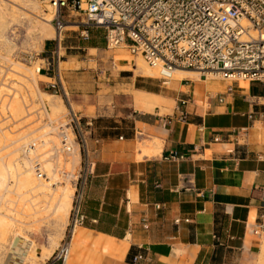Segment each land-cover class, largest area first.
<instances>
[{
    "label": "crops",
    "instance_id": "obj_1",
    "mask_svg": "<svg viewBox=\"0 0 264 264\" xmlns=\"http://www.w3.org/2000/svg\"><path fill=\"white\" fill-rule=\"evenodd\" d=\"M66 41L47 52L66 51L61 96L90 122L84 151L93 172L65 264H264V113L251 102L264 84L235 81L219 101L208 93L222 89L201 76L163 86L124 68L92 81L82 67L95 45ZM137 252L147 257L133 261Z\"/></svg>",
    "mask_w": 264,
    "mask_h": 264
},
{
    "label": "built area",
    "instance_id": "obj_2",
    "mask_svg": "<svg viewBox=\"0 0 264 264\" xmlns=\"http://www.w3.org/2000/svg\"><path fill=\"white\" fill-rule=\"evenodd\" d=\"M53 9L50 21L57 34L56 41L66 29V23L76 24L78 34L88 37L90 27H102L107 47L124 46L131 54L140 55L156 67L159 78L167 83L174 69H191L206 77L213 73L227 82L209 96L222 101L234 90L235 81H259L264 84V0H48ZM81 13L82 18L70 19ZM69 16L70 18H68ZM254 32V35L251 33ZM63 53L58 47L42 57L38 68L55 73L47 87L55 93H65L59 77V61ZM188 98L181 97L180 103ZM257 106L254 112L264 113V95H252ZM65 118L57 122L62 146L69 148L73 132L82 150L75 177L68 220L59 244L40 264H65L75 228L82 224L85 186L93 172L86 157V126L90 122L67 101ZM175 113L166 118L170 121ZM177 117L185 120L187 112L178 110ZM264 125V116L261 118ZM244 128V127H240ZM38 175L43 172L36 163ZM179 217L174 221L178 222ZM188 220V217L184 218ZM145 226L146 224L143 223ZM143 252L132 256L133 261L146 258Z\"/></svg>",
    "mask_w": 264,
    "mask_h": 264
},
{
    "label": "rangeland",
    "instance_id": "obj_3",
    "mask_svg": "<svg viewBox=\"0 0 264 264\" xmlns=\"http://www.w3.org/2000/svg\"><path fill=\"white\" fill-rule=\"evenodd\" d=\"M0 5L6 8L5 19H4L6 22L5 28L3 26H0V35L5 36V37L0 36V39H2L0 40V81L2 80L4 81L5 89L3 93L7 97V96L12 95L10 93L14 92L16 95V92L17 94H19L18 92H20L22 95V98H25V99L27 98V100L24 102V103L27 102L26 106L28 107L32 104V107L34 108V110H32L33 109L32 107L31 109H27L28 111L26 110L23 114H20V116L16 119V117L14 116L12 117L10 115L11 114L10 111H8L6 108L2 109L0 106L1 108L0 109V118H1L0 125H3L2 122H5V124L2 126L3 129L10 131L9 135L5 136L2 133L3 131L0 127V132L2 131L0 135L2 137H5V138H2L3 140H1L2 144L0 143V162L2 159L7 160L9 157L11 158V160L15 162L19 159L18 157L23 156V152H22L23 150L19 152L16 150L18 152L17 153L13 147L14 143L10 141H13L14 138L16 139L15 136H19L20 135L19 133L22 131V129L29 130L27 128H31L30 134H28V136L32 134L33 140L31 138V140L29 141V144H27V146L25 145V147L26 148L30 147L33 149V146H30V145H32L33 143L34 144L40 143L38 142L39 141L38 139L40 138H37L38 135L40 134V129L50 119L47 114L50 115L51 112H54L57 116L60 117V118L58 117L59 119L61 120L64 119L66 112H67V108H66L67 103L66 104L64 103V100L62 99V96L59 93H55L53 89L47 87L44 84L43 82L44 80L48 81L51 79L46 76H40L38 71L36 70L41 64L44 63V60L42 59V57L48 53L47 49L50 46H52V43L54 41L57 40L55 39V37H57V34L54 31V27L51 21H49V25L45 26L44 28V31L47 34H44L41 36V33L37 30L38 29L37 18H36L37 16L39 18H42V17L46 18L50 16V19L52 17L53 9H52V6L50 7L49 1L48 0H0ZM67 17L70 18L69 16ZM82 17L83 15L79 13L75 17L72 16L70 19L75 18L79 20ZM80 27L81 26L77 27L73 25V23H68L65 26L66 29L61 34L60 41H61V44L63 45L65 42L68 43V41L66 40L70 38H77L81 44L82 43L83 44L93 43L95 45V47L86 49V66L82 67V68H86V74L90 75V78L92 81L93 80H97L100 82L104 81L106 77L112 76L113 72H116V73L120 72V74H123V71L121 70L124 68H128L130 70L129 73L134 72L132 69L127 67L133 61L134 55L131 54L127 49H126L127 51L121 49L124 46H117L114 48L107 47L105 38H104V29L102 27H90L88 30L87 38H83L78 34V29H80ZM7 42L10 44H7ZM60 53H63L64 55H66V51H64L63 48L60 49ZM120 53H123V55L126 57L130 56V58H117L116 56H118ZM64 66H65V63L60 60L59 69L63 70ZM148 67L149 69L151 68L149 65ZM14 68H19V70H16ZM16 72H18L19 74ZM22 72L25 73L27 77L24 76ZM133 74H138V73H133ZM207 74H206V78L209 83V88L211 89L216 88L215 90L223 89L224 86L220 84V80H219L223 78L216 75L219 79L215 80V79H212V75H209L210 73H207ZM19 75L23 76L24 78L23 80L25 79L27 80L24 82L22 81L23 84H25L26 82H28V84L34 83V93L36 92V94L33 96L34 98L32 99L30 98L32 96L28 94L29 92L28 88L25 86L27 85V83L23 86L22 82L20 81ZM158 75H159V72H158ZM158 75L156 74V75H151V76L154 78L156 82L162 84L163 86H167L170 84V82L162 83ZM196 77L200 78V72L198 73L196 72L194 75L191 76V78H196ZM201 77L204 78L203 75ZM18 81H20L21 83ZM6 88H7V91H5ZM45 100L47 102H45ZM62 106H64L63 107L64 109L62 108ZM47 107L49 111L46 110ZM73 108L76 110L75 107ZM20 125L21 127H19ZM13 126L14 128L12 129ZM9 128L11 129L9 130ZM26 130H24L23 133H25ZM58 131H59V128H58ZM15 132L16 133L18 132L19 135L16 134ZM53 135L56 137V140H58L59 142L60 132H57L54 130ZM73 136H74L73 132H70V136H69L70 140H69L68 149H64L61 147V145H59L62 150L61 151V157H62L61 161L63 162L62 164L64 165V163L67 162V167L65 171L66 176H67L66 181L68 182L67 183L68 187L72 189V195H73V190H74L75 177L78 172L80 160L82 158L81 146H79L76 138L72 139ZM6 137H10V139H7ZM11 137H13V139ZM22 140L23 139H20V141ZM74 142L76 143V149H73ZM48 147L49 145L48 146L46 145V147L37 149L34 155H36V153H40L41 150L48 149ZM3 152L4 154H2ZM38 157L40 156L38 155ZM38 157H35V159H38ZM77 158H78V162H77ZM19 170L16 171L15 175H18ZM12 182L13 180L10 181L9 183L10 189L14 188V184ZM31 192L32 193H28L26 197H28L29 195H32V196H29L28 198L34 197L35 200H39L38 204H42L41 202H46L45 201L46 199L44 200L41 194L35 195L34 191H31ZM6 194H8V197L12 195L15 198L14 199L15 201H14L13 197L12 196L10 197L13 200L14 207L16 208L18 205V208H20V204H18L20 202L18 198L16 197L17 195L13 193L11 195H9L10 193H5L4 196L2 195V198L4 197L2 201L0 199V202L2 203V204L0 203V209L4 210V208H6V206L9 207L10 206L9 204H11L12 202L10 201L9 198L7 199V201L9 200L8 202L4 201L5 198H7ZM27 203L29 204V201H27ZM13 204L11 206H13ZM35 207H37V205H35ZM35 207L30 208V211L28 212H32V213L28 215L33 216L34 213H35L34 216L38 215V211L40 210V208L38 207L35 208ZM28 215H23L24 218H26V220L28 221L26 223H22L23 225L20 231L18 232L19 234L17 233V236L15 237L16 242L13 241L14 244L10 246V253L13 256H16L14 254L13 249L15 250V248L16 249L22 248L27 253V257L29 258L23 259L22 261L19 260L21 264H30V263L40 264L45 259L43 254L45 252H48L49 253L47 255L48 257L51 254V252L56 248V246L59 244L60 239L62 238L64 234V230H65L66 223L68 220V215L66 218V223L64 222L65 223L64 225H59V223L54 221L55 219L52 217L53 215L49 216L48 214L49 217L47 216L45 218L43 217V218H38V219H32L34 217H31V216L29 218ZM3 242L5 243V241L2 240V243H1L2 245H3ZM7 249L9 250V248ZM28 260L30 261L28 262ZM5 262L7 263L8 260H5Z\"/></svg>",
    "mask_w": 264,
    "mask_h": 264
},
{
    "label": "bare ground",
    "instance_id": "obj_4",
    "mask_svg": "<svg viewBox=\"0 0 264 264\" xmlns=\"http://www.w3.org/2000/svg\"><path fill=\"white\" fill-rule=\"evenodd\" d=\"M50 7H51V5H50ZM5 13H6V8H4L3 6L0 5V26H3L4 28H5V24H6V22L4 20L5 19ZM36 18H37V27H38L37 30L41 33V36L44 34H47L44 31V28H45V26L49 25L50 16L46 17V18H44V17L39 18L37 16ZM68 23H72V22H67L66 24H68ZM74 25L76 26V24H74ZM251 33L254 35V32H251ZM0 36L3 37L4 35H0ZM0 40H2V39H0ZM7 44H10V43L7 42ZM121 49L127 51L126 48H124V47ZM144 61L145 60L140 55H134L133 61H132L133 62V71H134L133 73L147 74V75H156L157 74L158 75V69L156 67H153L150 65L149 66L151 68L149 69L148 64ZM38 68L36 69L37 71H38ZM14 69L19 70V68H14ZM18 72H16V73H18ZM196 72L198 73V71L191 70V69L176 68V69H174V71L172 73L171 79H180V78H182L184 76H188V75H189V77H191ZM22 74H24V76H26L25 73L22 72ZM209 75H212V79H215V80L219 79L216 76V74L210 73ZM207 76H208V74H207ZM34 77H35V75H34ZM19 78H20L21 82L27 81L26 79L23 80L24 79L23 76L19 75ZM20 81H18V82H20ZM23 82H22V84H23ZM26 83H27V85H25ZM26 83L23 84V86L25 85L28 88V91H29L28 94L32 96V97H30L32 99V98H34L33 96L36 94V92L34 93V83L33 84H28V82H26ZM20 88H21V86H20ZM4 89H5L4 81L2 80V81H0V106L2 109L6 108L8 111H10L11 112L10 115L12 117L14 116L17 119L20 116V114H23L27 109H31L32 104L27 107L26 106L27 102L24 103L27 100V98L26 99L22 98V95L20 92H18L19 94H17V92H16V95L14 92L10 93L12 95L6 97V95H4V93H3ZM5 91H7V88ZM5 93H7V92H5ZM7 94H9V93H7ZM41 97H42V95H41ZM22 99H24V100H22ZM45 102H47V101L45 100ZM46 105H47V103H46ZM48 107L46 110L49 111ZM63 107L64 106H62V108ZM32 110H34V108ZM47 115L49 116L50 119L48 118L49 119L48 122H46L42 128L40 127L41 128L40 134L37 137V138H40V139H38L39 140L38 142H40V143H38V144L33 143L32 145H30V146H33V149L30 147H27V148L25 147V145L27 146V144H29V141L33 137L32 134L30 136H28V134H30L31 128H27V126H26V128L29 130L24 129V130H26V132L23 133L24 130L22 129V131H21L22 134H21V132L19 133L21 136L18 134V132L17 133L15 132L19 136H15L16 139L14 138L13 141H10V142L14 143L13 147H14L15 151L17 150L19 152V151L23 150L22 151L23 156L18 157L19 159L15 162L13 160H11L10 157L7 160L2 159L0 162V192H1V194H0L1 198L0 199L2 201V199L4 198V197L2 198V195L4 196L5 193H10L9 195H11L13 193V194L17 195L16 197L18 198V200L20 202V203H18V204H20V208H18V205L15 208L14 204H13V200L15 198L11 195L13 197V200H12L10 198L11 196L8 197V194H6L7 198H5L4 201H7V199L9 198L10 201H12V202H11V204H9L10 206L7 204L9 207H7L5 205L6 208H4V210L0 209V264H21L19 262V260L22 261L23 259L29 258V257H27V253L24 251V249H22V248L16 249L15 247H14L15 250L13 249V251H14V254L16 256H13L10 253V246L12 244H14L13 241L16 240L15 237L17 236V233L20 231V229L23 225L22 223H26L28 221V220H26V218H24L23 215H28V214L32 213V212H28V211H30L31 207L33 208V207H35V205H37V207L40 208V210L38 211V215L36 214L37 216H34V214H35L34 213L33 216L28 215L29 218H30V216L34 217L32 219H38V218H43V217L45 218L49 214V216L53 215L52 217L55 219V220L54 219L53 220L56 221L57 223H59V225H64L66 223V218H67L69 208L71 205L70 202H71V198H72V189L68 187V184H67L68 182L66 181L67 176H66L65 171H66V167H67V162H65L64 165L62 164L63 163L61 161L62 160L61 159L62 158L61 157V151L62 150H61L59 145H61V147L64 149H68V148L63 147L61 140L58 142V140H56V137L53 135L54 130L57 132H60V129L58 131V128H57L58 127L57 122L61 121V119H59L60 117L57 116L54 112H51V114H50L51 117L49 114H47ZM2 123H3V125L5 124V122H2ZM3 125H0V127L3 131V132L2 131L1 132L5 136H8L10 131H8L6 129L4 130L2 127ZM19 127H21V125ZM13 128H14V126L12 127V129ZM10 129L11 128H9V130ZM32 131H33V129H32ZM2 138H5V137H2V136L0 137V143H1V140H3ZM6 138L10 139V137H6ZM11 138L13 139V137H11ZM20 139H23V140L20 141ZM34 139H36V138H34ZM32 140H33V138H32ZM46 145L47 146L49 145L48 149L41 150L40 153H36L37 156L34 155V153L36 152L37 149H40L42 147H46ZM73 149H76V143L75 142L73 145ZM149 151H151V148L149 146H146L145 148L142 147L143 153L144 152L147 153ZM38 152H39V150H38ZM2 154H4V152ZM38 155L40 157H38ZM35 157H38V159H35ZM77 162H78V158H77ZM36 163L39 166V168L41 169V171L43 172V176L38 175V172L36 170ZM18 170H19L18 175H15L16 171H18ZM12 180H13L12 183L14 184V188L10 189L9 183ZM31 191H34L35 195L41 194L42 198H44V200L46 199L45 200L46 202H41L42 204H38L39 200H35L34 197L28 198L29 196H32V195H29L28 197H26V195L28 193H32ZM27 201H29V204L27 203ZM12 204H13V206H11ZM37 207H35V208H37ZM29 218H27V219H29ZM61 227H63V226H61ZM75 230H76V228H75ZM2 240L5 241V243L3 242L4 247L1 244ZM72 240H73V238H72ZM7 248H9V250ZM262 249H264V247ZM48 254H49L48 252H45L43 254L44 258L47 257ZM5 260H8V262L6 263ZM29 261L30 260H28V262Z\"/></svg>",
    "mask_w": 264,
    "mask_h": 264
}]
</instances>
